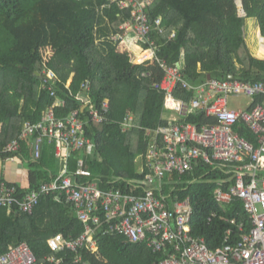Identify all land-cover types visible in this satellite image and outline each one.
Instances as JSON below:
<instances>
[{
	"label": "trees",
	"instance_id": "trees-1",
	"mask_svg": "<svg viewBox=\"0 0 264 264\" xmlns=\"http://www.w3.org/2000/svg\"><path fill=\"white\" fill-rule=\"evenodd\" d=\"M237 1L154 0L148 13L151 18L161 17L165 30L162 36L151 34L159 48L158 57L175 64L184 49L186 66L182 75L192 85L204 82L208 76L264 81V60L251 52L244 29L246 18L258 21L264 55V0H242L245 16L240 15ZM129 18L130 10L122 12L118 3L111 0H0V156L29 162L28 188L3 181L19 188L20 199L57 176L51 168L58 161L56 145L44 141L37 160L31 150L33 139L24 141L18 153L3 151L21 135L26 122L39 123L56 103L53 112L57 118L72 111L79 113L92 143L90 150L73 152L69 162L63 160V168L76 173L79 160L83 159V168L91 176H78L79 182L96 179L103 191L120 188L130 192L129 183L144 178L136 159L149 148L146 132L168 126L170 112L163 105L165 93L156 88L165 71L159 65L152 70L146 65H134L120 52L119 40L113 38L122 32L120 26ZM173 30L177 33L170 39ZM48 51L51 55L45 58ZM148 65L152 68L153 61ZM45 68L57 75V81L44 83ZM174 93L185 101L192 97L181 86ZM107 101L105 113L101 109ZM87 103L104 115L103 122L92 121L89 108L80 113ZM130 115L132 124L125 129ZM182 120L215 123L202 113ZM236 129L252 140L246 129ZM227 172L199 162L182 178L187 184L173 193L175 199L190 198L193 233L204 238L212 249L222 245L230 228L237 229L226 220H243L247 229L251 227L242 201L235 199L223 208L214 199L219 183L227 181L224 190L234 183L235 174ZM214 213L216 217L212 218ZM83 232L84 224L54 196L43 197L33 215L17 211L9 215L7 208L0 207V256L10 246L27 243L38 260L44 261L52 254L49 238L58 234L76 238ZM95 238L101 259L85 252L84 259L91 264H154L163 259L161 253H153L145 243L130 242L121 234H103V228ZM74 261L75 256L69 253L65 263L75 264Z\"/></svg>",
	"mask_w": 264,
	"mask_h": 264
},
{
	"label": "built area",
	"instance_id": "built-area-1",
	"mask_svg": "<svg viewBox=\"0 0 264 264\" xmlns=\"http://www.w3.org/2000/svg\"><path fill=\"white\" fill-rule=\"evenodd\" d=\"M111 1L118 3L122 12L130 10V18L125 19L120 27L122 32L113 36L119 40L120 52L128 50L127 56L134 65H146L149 70L159 65L165 71L156 88L165 93L164 108L179 118H174L166 127L146 132L149 148L140 155L146 168L141 172L144 178L129 183L130 192L120 188L103 191L96 179L79 182L78 176H91L83 168V159L79 160L76 173L66 167L39 189L28 191L23 199L19 198L17 186L0 182V207L7 208L9 215L13 211L33 215L43 197L54 196L84 224V232L76 238H66L62 234L49 238L47 244L52 254L44 261L38 260L27 243H21L10 246L0 256V264H66L69 253L75 256V264H91L84 259V253L101 259L95 235L102 228L103 234H121L130 242L145 243L155 254L161 253L163 259L154 264H264V81L211 77L198 85L190 84L182 75L185 68L181 65L183 58L172 64L157 55L159 48L151 34L156 32L162 36L165 30L163 19L151 18L148 13L154 0ZM237 2L239 9L243 10L242 0ZM243 13L240 15L245 16L244 10ZM176 33L173 30L170 39ZM129 36H132V42L128 47ZM131 45L140 51L136 59L130 53ZM49 55L50 51L45 58ZM150 61L154 63L152 68L148 65ZM43 74L45 84L58 79L50 69L45 68ZM178 86L192 93L188 101L175 97ZM83 88L87 89L88 85ZM229 96H244L250 98L251 103L246 110H231ZM258 99L262 101L257 102ZM108 105L109 102H105L101 110L108 112ZM56 106L57 103L47 110L39 123L26 122L21 135L3 152L18 153L24 141L33 139L37 160L41 157L44 141L48 140L56 145L57 156L68 161L71 153L91 148V140L85 134V121L79 113L72 111L64 118H57L53 112ZM93 106L87 103L80 113L89 108L91 120L103 122L104 115ZM199 113L208 120L214 119L215 123L181 121ZM127 119L128 125L133 119L130 116ZM237 126L250 132L252 140L242 135ZM199 162L235 174L234 183L227 190L223 187L227 181L219 184L214 199L223 208L235 199L242 201L251 225L247 229L243 220H226L237 229L230 228L224 242L216 249L210 248L204 238L193 233L194 209L190 198L175 199L173 193L178 188L167 195L162 185L168 175L182 179ZM215 217L216 213L212 214V218Z\"/></svg>",
	"mask_w": 264,
	"mask_h": 264
},
{
	"label": "crops",
	"instance_id": "crops-1",
	"mask_svg": "<svg viewBox=\"0 0 264 264\" xmlns=\"http://www.w3.org/2000/svg\"><path fill=\"white\" fill-rule=\"evenodd\" d=\"M257 32H258V35L260 38L262 36L260 28L258 29ZM131 37L132 36H129V43L127 45L128 47L130 45V42H132ZM260 42H261V39H260ZM130 49H131L130 53L133 55V58H135V59L138 58V55L140 54L139 49L134 45H131ZM123 50H124V52H122V53H124L126 55V57H128L127 56V55H129L128 50H126V49H123ZM254 56H256L259 59L264 60L263 53L261 54V47H260L259 51L254 54ZM181 65H182V67H185V65H186L185 58L182 59ZM83 107H86V105H84ZM83 107H81V108H83ZM170 115H174V118L176 120H178V118H179L178 115H175L174 113L170 112L168 115L169 124H170V121H172L174 119V118H171ZM130 117H132V119H133V115H130ZM182 119H181V121H183ZM129 124L125 126V129L129 128L131 126L132 122ZM29 143H31V142H29ZM31 145H33V144H31ZM33 147H34V145H33ZM91 148L84 149L82 152L84 153L86 150H90ZM31 150H32V155H33L34 149H31ZM142 154H144V153H140V155H142ZM140 155L136 159L137 168H138L139 173H141L143 171V169H146L145 165H144V160L142 161V159L140 158ZM55 156H56V159L61 158L66 163V160L63 157H58L56 152H55ZM68 162H69V160H68ZM29 166H30L29 162L24 160V159L14 157V156L9 157V158H3L0 156V182L5 181V182L11 183V184L12 183L13 184H19V186H21V188H28V186H29V173H30ZM65 168H63L62 172L65 170ZM7 212H8V209H7ZM8 214H9V212H8Z\"/></svg>",
	"mask_w": 264,
	"mask_h": 264
},
{
	"label": "rangeland",
	"instance_id": "rangeland-1",
	"mask_svg": "<svg viewBox=\"0 0 264 264\" xmlns=\"http://www.w3.org/2000/svg\"><path fill=\"white\" fill-rule=\"evenodd\" d=\"M240 14H244L243 10H240ZM120 18H122V15H119ZM123 24V23H122ZM123 27V26H120ZM244 29H245V34H246V40L251 48V51L255 54L259 51L261 47V42L260 38L258 35V29H259V24L258 21L255 18H246L244 22ZM127 40L126 42H128ZM127 45V44H125ZM124 45V46H125ZM127 47V46H126ZM125 47V48H126ZM124 48V47H123ZM122 49V48H120ZM182 57L181 58H186L185 50L182 49ZM124 52V51H123ZM264 56V55H263ZM182 60V59H181ZM186 66V65H185ZM251 103V99L244 97V96H238V97H228V107L231 110H246ZM176 115V114H175ZM171 118H174V115H170ZM57 164L51 165L52 170L57 174H61L63 170V160L57 159ZM53 161L49 159V164H52ZM30 169V166H29ZM188 181H185L184 179H179L177 176H167V178L162 182V185L165 189V192L167 195H170L174 189L183 187L185 184H187Z\"/></svg>",
	"mask_w": 264,
	"mask_h": 264
},
{
	"label": "water",
	"instance_id": "water-1",
	"mask_svg": "<svg viewBox=\"0 0 264 264\" xmlns=\"http://www.w3.org/2000/svg\"><path fill=\"white\" fill-rule=\"evenodd\" d=\"M264 38V37H263ZM231 79H233L234 77L233 76H230ZM208 79H211V76H208Z\"/></svg>",
	"mask_w": 264,
	"mask_h": 264
},
{
	"label": "clouds",
	"instance_id": "clouds-1",
	"mask_svg": "<svg viewBox=\"0 0 264 264\" xmlns=\"http://www.w3.org/2000/svg\"><path fill=\"white\" fill-rule=\"evenodd\" d=\"M181 57H182V54H181ZM181 57H180V58H181Z\"/></svg>",
	"mask_w": 264,
	"mask_h": 264
}]
</instances>
